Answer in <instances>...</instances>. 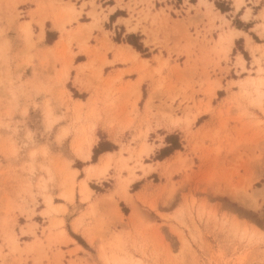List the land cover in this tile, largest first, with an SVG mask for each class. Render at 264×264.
Here are the masks:
<instances>
[{"label":"rangeland","instance_id":"rangeland-1","mask_svg":"<svg viewBox=\"0 0 264 264\" xmlns=\"http://www.w3.org/2000/svg\"><path fill=\"white\" fill-rule=\"evenodd\" d=\"M3 1L6 6L12 5L13 14H9L13 20L24 17L20 6L33 4L35 9L28 15L39 26L36 34L30 30V22L20 26L23 35L16 51L9 47L7 39H0V67L8 69V79L19 81L23 68L30 65L35 69L38 93L51 94V88H45L39 77L44 69L54 85L52 90L56 91L57 99L65 102L71 96L82 98L84 93L78 92L72 84H82L89 73L78 77L82 72L79 70L73 81L68 80V70L65 75L61 73L63 63H68L67 69L73 63L72 43L80 51L94 53L88 34L79 26L76 30L66 29L67 24L76 20L79 11L75 10L73 18L67 21L63 7L72 5L74 8V4H69L70 0H0ZM137 1L132 0V5ZM218 2L224 6L223 2ZM38 7H42L43 17L45 7L52 10V14L59 10L54 25L67 36L53 43L57 32L46 30L45 39L42 38L43 17L39 19L42 14ZM261 26L263 32L264 26ZM113 38L126 41V35L121 38L118 33ZM168 41L167 38L160 41L167 54L163 56L159 52L153 59L157 65L147 70L149 84L148 88L143 86V96L147 94L148 101H157L147 110L150 118L160 116L165 125L176 127L165 135V145L151 158L160 159L164 147L172 150L170 153L177 150L174 158L159 166L158 173L153 172L147 180L143 179L146 184L132 196L130 192L141 186V182L136 181L128 187L137 177L136 169L144 175L155 169L154 165L143 164L140 159L145 152H136L138 158L129 165L134 149L127 146V158L120 154V162L108 159L102 176L95 170L89 172L90 166L87 167L84 178L76 184V169L70 168L71 161L65 159L67 153L38 147L45 145L40 142L45 136L31 138L27 131L25 140L32 144L23 143L21 149L10 136L2 138L0 157L18 158L16 164L0 166V264H264V111L251 101L252 85L244 81L251 75L264 76V71L256 70L258 66L264 67L260 59H264L263 45L259 46L261 49L251 48V63L256 64L255 73H251L248 66L241 69L238 58L231 62L234 58L222 54V50L219 51L222 55L211 54L202 47L196 55L188 46L180 65L178 58L171 57V52L178 56L180 51L170 47ZM236 48L241 49L240 41L236 42ZM142 50L141 53L147 54L143 46ZM254 50L259 54L254 55ZM244 58L249 61L247 53ZM84 67L93 71V77L98 80L101 67H97L94 55ZM95 79L91 85L94 88L101 85ZM1 91L0 88V94ZM133 110H137L135 105ZM65 111L68 113L67 106ZM63 116L69 118L70 126L77 131L71 149L78 156L74 147L76 142L85 139V118L78 112ZM92 116L99 118V115ZM58 119L59 116L46 107L42 120L37 121L41 133ZM132 122L126 126L130 127ZM92 127L90 124L89 130ZM149 127L146 124V130ZM69 131V127H62L53 138L59 142ZM100 141L105 147L116 148L102 137ZM33 144L38 146L33 147ZM177 145L179 148L173 149ZM148 146L153 148V144ZM112 163L115 171L108 174ZM72 165L80 166L81 162L74 161ZM49 166L57 169L59 178ZM123 170L127 175H122ZM91 178L95 180L88 184ZM83 181L89 191L84 199L79 191ZM70 188L72 201L75 193L77 197L62 227L63 219L58 214L66 212L65 206L53 203L52 194L55 201L62 198L66 202ZM91 194L98 198L80 212L83 201ZM49 203L58 208L52 210ZM59 205L64 207L62 212ZM77 212L80 215L69 223ZM75 222L78 223L76 230ZM85 233L93 236L91 244Z\"/></svg>","mask_w":264,"mask_h":264},{"label":"crops","instance_id":"crops-1","mask_svg":"<svg viewBox=\"0 0 264 264\" xmlns=\"http://www.w3.org/2000/svg\"><path fill=\"white\" fill-rule=\"evenodd\" d=\"M215 1L138 0L137 2L141 3L137 4L136 2V5H132L134 3L132 0H123V2L121 0H95L94 2L93 0V4L91 0H70L69 4H74L75 10L79 11V14L76 15V20H72L70 24L66 25V29L76 30L79 26L84 34H88L89 46L94 50L92 54L80 51L72 43L74 59L68 69V80L73 81L79 70H82V72L78 74V77L89 73L82 84H72L78 92L84 93V96L82 98L71 96L70 99L62 102L56 98V94H54L56 91L52 90L54 85L48 80V73L44 69L41 70L39 77L42 79L41 82L45 88H51V94L36 91L38 80L35 79L33 74L35 70L33 66L28 65L23 68V74L19 81L13 80V78L10 81L7 74L8 69L0 67V77L2 78L0 83L2 90L0 94V143L2 138L10 136L21 149L23 143L32 144V142L25 140L24 136L27 131L31 134V138L45 136V140L40 141L45 145L33 144L32 146H46L50 152L60 151L63 155L67 153L64 157L66 160L71 161L69 163L70 168L76 169V184L84 178L87 167L90 166L88 168L90 172L94 171L93 167L101 165L107 158L119 162L120 154L122 158H127L128 151L125 150V147L129 146L134 149V153L131 155L132 159L128 161V164L131 165L138 158L136 152L141 150L144 143L153 144V148L147 153H142L140 159L143 164L154 165L155 169L145 175L139 169H136L137 177L128 185L130 187L136 181L141 182V186L137 190L130 192L134 196L146 184V177L153 172L158 173L159 166L174 158L177 152L175 150L160 159L151 158V155H154L159 148L165 145V135L176 128L165 125L160 116L150 118V113L147 110L157 101L156 99L148 101L147 94L143 96V86L147 85L146 88H148L149 84L147 70L157 65L154 60L159 52L163 56L167 54L160 41L167 38L169 40L168 45L180 51L178 56L174 51L171 52V57L178 58L180 65L185 60V51L188 46L189 50L196 55L199 53V48L202 47L211 51V54L225 53L229 58L233 57L234 60H231V62L240 56L243 59L244 66L246 68L247 66L250 67L251 73H255L256 64L251 63L253 60L251 48H253L252 46L264 45V31L260 32V24L264 26V18L262 17L264 14V0H242L239 5L236 4V0H217L223 2L225 10L218 8ZM64 2H67V0H64ZM22 6H20V10L24 11V17L13 20L10 15L13 14L12 5L7 4L6 6L4 1L0 2V32L2 33L0 39H7L9 47L13 48L14 51L17 50L18 41L23 35L20 30L22 24L30 22L32 33L39 32V26L28 15L30 10L35 9V6L29 3ZM38 10L42 14L39 17L40 19L44 16V12L42 7H38ZM52 12V10L45 7L46 15L42 19V38L45 39L46 30L56 31L57 38L53 41L54 43L61 37L67 36V33L60 31L54 25L59 10L56 11L57 14H52ZM79 18H86V20H79ZM187 32L190 35H187ZM116 33L120 34L121 38L128 34L139 36V42L147 49V54L136 50L127 41H115L113 36ZM221 33H230V39L220 40L219 35ZM254 37L259 40L257 41ZM237 41H240L241 49L236 48ZM258 49H261V47ZM220 50H222L221 53ZM256 50L253 52L254 55L259 54ZM243 51L249 55V61L244 58ZM131 53L135 54L134 58L124 59ZM91 55L95 56L97 67H101V75L98 80L93 77V71L84 67ZM77 57L80 58L77 59ZM260 59L261 64L264 65V59L262 57ZM102 61L103 63L100 64ZM10 71L13 72L12 69ZM94 79L97 82L99 81L101 85L96 88L91 86ZM65 80L63 84L66 85ZM104 80L106 82L102 83ZM7 89L11 91H7ZM121 91L123 92L118 94ZM134 105L136 111L133 110ZM66 106L68 113L65 111ZM76 106H79V108H75ZM46 107L51 109L53 115L59 116V119L52 124L49 130L41 133L42 129L37 121L42 120ZM77 112L85 118L83 122V133L86 132L84 134L85 139L80 141L90 140L89 156L83 159L72 152L71 141L77 131L70 126L69 118L63 116L76 115ZM92 115H99V118L95 119ZM130 121H133L131 126H126ZM90 124H93L91 130H89ZM146 124L150 125L147 130ZM66 126L70 128L69 133L58 140L59 142H56V138H53V136H57L61 128ZM101 137L103 140L114 143L116 148L100 152L94 163L91 160L93 147L98 145ZM144 137H146V140ZM17 158L0 157V166L4 167L7 163L16 164ZM146 158H149V161H145ZM74 161L81 162V165L73 166L72 162ZM49 167L59 178L57 169L55 171V168ZM114 171L115 167L112 163L108 174H112ZM122 175H127V171L123 170ZM143 179L146 180L143 181ZM94 180V178H91L87 182L89 184ZM75 190H77V185ZM76 197L75 193L72 202H65L62 198L55 201V195L52 194L53 203L64 204L65 206L66 212L58 214V217L63 219L62 227L66 222V213L72 203L75 204ZM96 198H98L97 195L91 194L88 200L83 201V208L80 212L84 211L92 202H95ZM79 215V212L74 214L69 223Z\"/></svg>","mask_w":264,"mask_h":264},{"label":"bare ground","instance_id":"bare-ground-1","mask_svg":"<svg viewBox=\"0 0 264 264\" xmlns=\"http://www.w3.org/2000/svg\"><path fill=\"white\" fill-rule=\"evenodd\" d=\"M237 3V5H239L241 2H242V0H237L236 1ZM66 13V15H67V17L65 18V20H70L71 18H73V15H74V12H75V9L73 8V6L72 5H67L65 8L63 7V13ZM63 20H64V18H62ZM61 19V20H62ZM27 25V24H26ZM27 27V26H26ZM261 27H263V26H261ZM25 29H28V28H25ZM261 32V31H260ZM230 33H227V34H223V33H221L220 35H219V38H220V40H229L230 39ZM227 47V46H226ZM225 47V48H226ZM224 48V47H223ZM263 53H264V45H263ZM134 56H135V54H133V53H131V54H128L124 59H132V58H134ZM238 60H239V65L241 66V69L243 70V69H245V66H244V62H243V59L239 56L238 57ZM67 64L68 63H63V65H62V70H61V73L63 74V75H65L66 74V72H67ZM256 70L258 71V72H260V71H264V67H260V66H258L257 68H256ZM244 81L246 82V83H248V84H250V85H252V91H253V95H252V97L250 98L251 99V101L257 106V107H259V108H261L263 111H264V76H262V75H251V76H249V77H246L245 79H244ZM245 83V84H246ZM50 116V115H49ZM47 124V123H46ZM89 139V138H88ZM85 141V142H84ZM84 141H82V142H76L75 143V151H76V154L77 155H79L80 157H82V158H87L88 156H89V153H90V140H84ZM84 142V143H83ZM148 150H150V147L147 145V144H143V146H142V148H141V150H140V153H142V152H145V153H147L148 152ZM107 157H109L108 155H107ZM108 158L101 164V165H96L95 167H93L92 169L93 170H95L96 172V174L99 176V175H103L104 174V172L106 171V169H107V166H108ZM90 168V167H89ZM90 170V169H89ZM91 172V171H90ZM71 174L69 175V177H70V179L72 178V176H73V174H72V171L70 172ZM70 182H71V180H70ZM80 185V193H81V195H82V198L84 199L85 197H87V194H88V187L85 185V183H84V181L81 183V184H79ZM73 187V186H72ZM66 198V197H65ZM67 199L69 200V201H72V189L70 188V192L67 194ZM48 201V200H47ZM47 204H48V202H47ZM49 205H50V203H49ZM60 207H61V205H59ZM59 207V208H60ZM50 208L52 209V210H54V209H56V208H58V206L56 207V208H53V206H51L50 205ZM49 209V208H48ZM63 209H64V207H61L60 208V210H61V212L63 211ZM59 210V209H58ZM56 211V210H55ZM47 212V211H46ZM60 218H58V220H59ZM74 229L76 230L77 228H78V223L77 222H75L74 223ZM62 231H63V229L61 230V234H63L62 233ZM86 234V233H85ZM64 235V234H63ZM85 238H87V241L91 244L92 242H93V236L90 234V233H87L86 234V237ZM101 248V247H100ZM102 253V252H101ZM102 255H103V253H102Z\"/></svg>","mask_w":264,"mask_h":264},{"label":"trees","instance_id":"trees-1","mask_svg":"<svg viewBox=\"0 0 264 264\" xmlns=\"http://www.w3.org/2000/svg\"><path fill=\"white\" fill-rule=\"evenodd\" d=\"M215 4H216V6H217L218 8H220L221 10H225V7L222 6V4L219 3L218 1H215ZM48 35H49V33H47V39L49 38ZM53 39H54V38H52V40H53ZM126 41H127L128 43H130L131 45H133V47H134L136 50H138V51H143V50H142V45H141V43L139 42V36H137V35H133V34H128V35H126ZM237 42H238V41H237ZM243 54L246 55V53H245L244 51H243ZM167 138H168V136H167ZM111 146H112L111 148L105 147V143L102 142V141H100V142L98 143L97 146H94V147H93V152H92L91 160H92V161H95L96 158H97V155H98L100 152H102L103 150L115 148V146H113V145H111ZM176 148H179V145L173 147V149H176ZM167 149H168L167 147H164L163 149H161V152H163V155H162L161 158H163L164 156L168 155V154L172 151V150L167 151ZM165 150H166V152H165Z\"/></svg>","mask_w":264,"mask_h":264}]
</instances>
